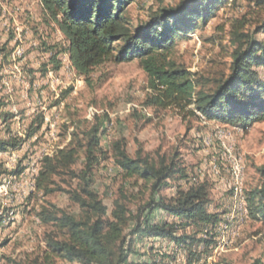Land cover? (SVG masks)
<instances>
[{"label": "rangeland", "instance_id": "1", "mask_svg": "<svg viewBox=\"0 0 264 264\" xmlns=\"http://www.w3.org/2000/svg\"><path fill=\"white\" fill-rule=\"evenodd\" d=\"M183 1L136 0L127 6V13L134 26L142 25L161 9ZM263 22L264 5H257V0H226L206 25L199 21L193 32L175 38L171 57L193 74L196 92L213 91L231 74L237 34L264 40L258 29ZM68 46L41 0H0V140L17 144L0 150V187L10 184L0 191V264H80L51 252L48 240L55 237V227L40 215L54 207L79 214L68 193L78 180L63 173L53 177L51 193L36 186L45 158L72 143L86 144V133L96 124L107 158L100 156L95 166L94 188L109 216L122 187L135 211L151 197V185L125 178L112 157L114 141L125 139L133 157L139 151L154 158L159 152L169 158L180 154L187 175H175L163 193L172 196L180 185L191 186L188 180L195 183L202 178L200 182L209 186L208 208L220 218L214 226L194 224L181 231L192 238L189 247L162 238L135 237V252L127 264H264V222L251 218L248 209L249 193L264 183L259 171L264 166V117L248 125L232 124L205 120L193 105H148L153 92L139 58L106 61L86 76L73 66ZM258 71L264 81V69ZM230 147L243 161L244 203L231 187L224 157ZM80 156L74 166L78 171L84 167V149ZM216 162L221 176L211 170ZM147 217L152 222L174 220L162 210Z\"/></svg>", "mask_w": 264, "mask_h": 264}, {"label": "trees", "instance_id": "2", "mask_svg": "<svg viewBox=\"0 0 264 264\" xmlns=\"http://www.w3.org/2000/svg\"><path fill=\"white\" fill-rule=\"evenodd\" d=\"M41 1L68 39L67 52L79 73L88 76L94 67L106 61L122 63L139 58L153 92L148 105L162 108L193 105L197 113L208 119L232 124L248 125L264 117V101H261L264 81L258 71L264 69V40L251 34H237L231 74L209 92H196L198 84L193 74L171 57L175 38L193 32L199 21L206 25L226 0H185L177 7L161 9L150 21L137 26L127 13V6L136 0ZM257 5H264V0H257ZM258 29L264 32V22ZM40 128L41 123L35 132ZM86 135V144L72 143L47 156L37 180V190L45 193L54 191L51 185L55 175L66 173L78 180L68 193L79 206V214L57 207L44 209L40 214L45 224L55 227V237H49L48 246L57 258L80 264H127L135 252V237L162 238L189 247L192 238L181 231L194 224L207 227L219 222V216L208 208L209 186L200 182L202 178L195 183L188 180L191 186L180 185L172 196L163 193L171 188L175 175H187L180 154L169 158L159 152L154 158L139 151L133 157L126 149L125 139L114 141L112 157L125 178L151 185V197L135 211L130 207L132 198L122 187L109 216L108 206L94 188L95 166L100 156L107 158L101 148L100 125L92 126ZM15 145L0 140V150ZM81 149L85 151V163L78 171L74 166L81 158ZM259 171L264 176V166ZM248 203L250 217L264 222V183L249 193ZM155 210L164 211L174 220L152 222L147 215ZM60 233L62 237L58 236Z\"/></svg>", "mask_w": 264, "mask_h": 264}, {"label": "bare ground", "instance_id": "3", "mask_svg": "<svg viewBox=\"0 0 264 264\" xmlns=\"http://www.w3.org/2000/svg\"><path fill=\"white\" fill-rule=\"evenodd\" d=\"M18 52H19V54H21L20 50H18ZM200 115L203 117V119H205V120L207 119L202 114H200ZM226 152L234 155L233 154L234 151H233L232 147L228 148ZM226 152L224 153V157H225V160L228 161L229 173L231 175V180H232L231 181L232 182L231 187L234 188V191L236 192L238 198L244 203L243 187H242V183H243L244 175H245L244 167H243L242 162H241V169L235 168V162L233 161L231 156H227ZM211 170L215 176H221L222 175L221 166L217 162H216V164L211 165Z\"/></svg>", "mask_w": 264, "mask_h": 264}, {"label": "built area", "instance_id": "4", "mask_svg": "<svg viewBox=\"0 0 264 264\" xmlns=\"http://www.w3.org/2000/svg\"><path fill=\"white\" fill-rule=\"evenodd\" d=\"M20 52H21V51H20ZM226 154H227V156H231V158H232L233 161L235 162V168H237V169H241V162H243V161L241 160V158H239L238 156H235V155L229 154L228 152H226ZM9 185H10V184H8V185H2V186L0 187V191H2V189H5V190H6V188H8Z\"/></svg>", "mask_w": 264, "mask_h": 264}, {"label": "crops", "instance_id": "5", "mask_svg": "<svg viewBox=\"0 0 264 264\" xmlns=\"http://www.w3.org/2000/svg\"><path fill=\"white\" fill-rule=\"evenodd\" d=\"M157 240V238H155Z\"/></svg>", "mask_w": 264, "mask_h": 264}]
</instances>
